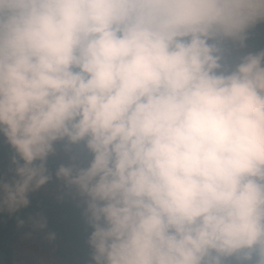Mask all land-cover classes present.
<instances>
[{"label": "clouds", "instance_id": "9594fccd", "mask_svg": "<svg viewBox=\"0 0 264 264\" xmlns=\"http://www.w3.org/2000/svg\"><path fill=\"white\" fill-rule=\"evenodd\" d=\"M258 25L264 0H0V212L55 179L87 264H264Z\"/></svg>", "mask_w": 264, "mask_h": 264}, {"label": "trees", "instance_id": "16d2710c", "mask_svg": "<svg viewBox=\"0 0 264 264\" xmlns=\"http://www.w3.org/2000/svg\"><path fill=\"white\" fill-rule=\"evenodd\" d=\"M258 26L264 33V25ZM249 41L252 43L253 50L264 47L256 30ZM3 145L0 144V177L7 179L11 176L12 150L6 143ZM57 165L53 160H49L50 170L54 171ZM30 200L28 207L20 209L16 213L9 215L6 212H0V264H19V260L14 254V245L20 236L41 231L32 227V221L39 216H42L46 221L44 230L54 233L56 239L71 241L82 251L88 249L86 240L89 229L81 217V211L73 202L64 198L47 200L46 193L42 188L33 193ZM18 220H23L24 224L18 226Z\"/></svg>", "mask_w": 264, "mask_h": 264}, {"label": "rangeland", "instance_id": "374dc122", "mask_svg": "<svg viewBox=\"0 0 264 264\" xmlns=\"http://www.w3.org/2000/svg\"><path fill=\"white\" fill-rule=\"evenodd\" d=\"M250 49L252 43L248 41ZM0 144H4L0 139ZM4 146V145H3ZM83 158V153H81ZM57 164L65 163L68 160V154L64 153L62 148L58 147L56 156L50 158ZM46 193L47 200L64 198L73 202L77 206V199L71 195H62L65 191L60 182L53 181L42 187ZM40 190V189H39ZM38 190V191H39ZM40 194V193H39ZM44 194V193H43ZM59 197V198H58ZM79 208V207H78ZM81 211V208H79ZM50 231L32 232L20 236V239L14 245V254L19 260V264H74L87 263L88 249L79 250L71 241L54 239L49 241L46 236Z\"/></svg>", "mask_w": 264, "mask_h": 264}, {"label": "water", "instance_id": "95a60500", "mask_svg": "<svg viewBox=\"0 0 264 264\" xmlns=\"http://www.w3.org/2000/svg\"><path fill=\"white\" fill-rule=\"evenodd\" d=\"M255 30L257 31L259 38L261 39V41L264 44V33L261 31L259 26H257V28Z\"/></svg>", "mask_w": 264, "mask_h": 264}]
</instances>
